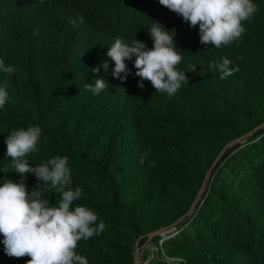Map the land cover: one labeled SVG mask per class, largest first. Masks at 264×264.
<instances>
[{"label": "rangeland", "instance_id": "1", "mask_svg": "<svg viewBox=\"0 0 264 264\" xmlns=\"http://www.w3.org/2000/svg\"><path fill=\"white\" fill-rule=\"evenodd\" d=\"M135 1L141 23L154 20L175 30V47L182 51L177 68L186 70L189 83L171 98L155 92L147 80L139 88L134 75L114 78L110 64L107 86L96 95L84 86L93 82L91 76L72 79L62 89L66 66L54 57L36 61L33 73L24 62L17 88L0 72L9 97L0 110V175L14 182L20 178L11 158H5L7 135L39 126L38 151L26 155L28 163L66 156L71 186L82 189L74 205L93 209L106 224L100 235L77 242L75 251L88 264H135L138 239L185 213L217 151L264 122V0H255L258 10L242 22V36L219 49L201 44L198 25L189 27L158 0ZM222 56L239 69L224 79L209 68ZM77 61L74 55L72 63ZM97 73L94 79L103 77L101 70ZM261 131L229 149L212 171L198 207L172 238L163 242L157 237L142 246V264H245L244 249L264 253V241L256 236L264 228ZM65 139L75 155L67 153ZM37 183L27 174L29 191ZM44 196L52 204L60 199L52 189ZM28 260L27 255L13 257L10 264Z\"/></svg>", "mask_w": 264, "mask_h": 264}, {"label": "clouds", "instance_id": "2", "mask_svg": "<svg viewBox=\"0 0 264 264\" xmlns=\"http://www.w3.org/2000/svg\"><path fill=\"white\" fill-rule=\"evenodd\" d=\"M158 3L181 17L189 27L198 25L200 43L217 49L237 41L245 32L242 22L250 20L258 10L255 0H158ZM151 21L147 30L151 48L136 39L125 43L116 38L107 47L106 55L114 62L111 73L114 78L123 81L134 75L139 78V88L147 80L155 92H164L171 98L183 84L189 83L186 70L177 68L182 51L175 47V30L169 31L161 23ZM125 61L132 62L134 74ZM102 67L107 70L108 63ZM209 68H215L221 79L239 70L223 56L210 62ZM14 71V66H5L0 59V72ZM99 71V68L91 69L92 73ZM84 86L96 95L107 84L103 78H97ZM8 99L7 91L0 85V110ZM41 133L39 126L30 125L11 131L4 140L5 158H11L13 172L20 178L15 182L4 179L0 183V235L3 236L0 243L10 257H30L26 264H88L87 258L75 251L77 242L100 235L106 224L93 209L74 205L82 189L71 186L72 174L66 156L55 155L36 166L28 163L25 157L38 151ZM29 173L38 181L31 191L25 184ZM49 189L59 194L58 202L52 204L44 196Z\"/></svg>", "mask_w": 264, "mask_h": 264}, {"label": "trees", "instance_id": "3", "mask_svg": "<svg viewBox=\"0 0 264 264\" xmlns=\"http://www.w3.org/2000/svg\"><path fill=\"white\" fill-rule=\"evenodd\" d=\"M138 8L139 3L135 0H0V59H3L5 66L15 68L11 74L1 72V76L6 78L9 75L11 85L17 88L19 71H22L20 69L24 62L33 73L34 68L37 69L36 65L34 67L36 61L46 63L54 57V60L57 58L56 61L66 66L60 83L62 89L72 79L77 81L91 76L90 79L94 80L99 74L92 73V68H99L103 73L102 78L106 80L111 75L102 64L108 60L107 63L114 68V62L106 52L116 38L125 43L136 39L149 48L152 46L147 33L151 23H141L137 18ZM85 32L91 36L84 35ZM74 55L78 57L76 65L72 63ZM125 63L128 68L133 65L131 61ZM70 69L74 70L73 74ZM64 146L68 154L75 155L66 139ZM230 151L226 152L218 165ZM89 162L94 164L93 161ZM96 168L101 173L98 165ZM4 179L0 175V183ZM256 236L264 241V228ZM147 241L148 238L143 237L140 246ZM242 255L245 264H264V253L257 254L255 249L246 248ZM12 258L5 254L4 245L0 243V264H10Z\"/></svg>", "mask_w": 264, "mask_h": 264}, {"label": "water", "instance_id": "4", "mask_svg": "<svg viewBox=\"0 0 264 264\" xmlns=\"http://www.w3.org/2000/svg\"><path fill=\"white\" fill-rule=\"evenodd\" d=\"M264 130V122L260 125H258L257 127H255L252 131L246 133L245 135L233 139L232 141L228 142L227 144H225L222 149H220V151L217 153V155L214 157V159L212 160L211 164L209 165V167L207 168L204 178L201 182V185L192 201V203L190 204V206L188 207V209L186 210V212L179 217L173 224L166 226V227H162L160 229H157L151 233H149L146 237L148 238V241L146 243H149L151 240L156 239L157 237H161L163 239V242L166 240V238L172 237L174 236V231H176V227L188 216H190L194 210L198 207L200 200H201V196L203 191L206 189L207 187V183L209 181L210 175L212 173V171L214 170V168L218 165V163L220 162V160L225 156L226 152L234 147L237 146L238 144H242L244 143L248 138L254 136L256 133H258L259 131ZM143 237H140L136 243L135 246V255H134V263L135 264H142V260H141V248L142 246H140V242L141 239Z\"/></svg>", "mask_w": 264, "mask_h": 264}, {"label": "bare ground", "instance_id": "5", "mask_svg": "<svg viewBox=\"0 0 264 264\" xmlns=\"http://www.w3.org/2000/svg\"><path fill=\"white\" fill-rule=\"evenodd\" d=\"M170 238H172V237L166 238V240H168V239H170Z\"/></svg>", "mask_w": 264, "mask_h": 264}]
</instances>
